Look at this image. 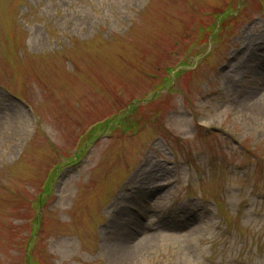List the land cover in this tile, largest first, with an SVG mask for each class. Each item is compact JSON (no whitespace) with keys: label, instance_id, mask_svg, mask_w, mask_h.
Wrapping results in <instances>:
<instances>
[{"label":"rangeland","instance_id":"rangeland-1","mask_svg":"<svg viewBox=\"0 0 264 264\" xmlns=\"http://www.w3.org/2000/svg\"><path fill=\"white\" fill-rule=\"evenodd\" d=\"M214 21L229 22L220 41V28L198 41ZM187 56L193 65L202 56L193 73L173 90L152 89ZM140 98L153 99L131 119L146 118L140 133L101 132L82 164L60 170L49 200L67 222L50 218L49 246L43 236L26 255L37 251L43 264L51 255L58 264H264V0H0V264H27L33 201L58 161L50 142L61 162L81 158L76 136ZM165 109L169 118L156 122ZM187 180L197 182L192 194ZM124 238L131 245L119 253Z\"/></svg>","mask_w":264,"mask_h":264},{"label":"bare ground","instance_id":"bare-ground-1","mask_svg":"<svg viewBox=\"0 0 264 264\" xmlns=\"http://www.w3.org/2000/svg\"><path fill=\"white\" fill-rule=\"evenodd\" d=\"M130 245H131V241L129 239H124L121 242H119L115 248L117 252L121 253L124 252L127 249V247H129Z\"/></svg>","mask_w":264,"mask_h":264}]
</instances>
